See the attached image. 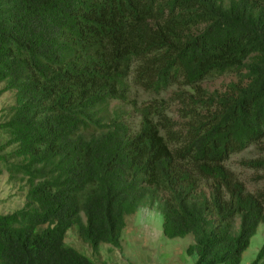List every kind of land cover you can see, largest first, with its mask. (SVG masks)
I'll use <instances>...</instances> for the list:
<instances>
[{
	"label": "trees",
	"instance_id": "obj_1",
	"mask_svg": "<svg viewBox=\"0 0 264 264\" xmlns=\"http://www.w3.org/2000/svg\"><path fill=\"white\" fill-rule=\"evenodd\" d=\"M0 88V175L24 192L0 264H93L68 231L118 249L144 207L193 264H240L264 224V187L230 170L264 142V0H0Z\"/></svg>",
	"mask_w": 264,
	"mask_h": 264
},
{
	"label": "rangeland",
	"instance_id": "obj_2",
	"mask_svg": "<svg viewBox=\"0 0 264 264\" xmlns=\"http://www.w3.org/2000/svg\"><path fill=\"white\" fill-rule=\"evenodd\" d=\"M235 81L232 77H213L202 84L208 92H223L226 85ZM0 121L4 110L13 105V93H1ZM133 119V118H132ZM264 159V142L251 147L231 160L230 170L242 180L243 186L250 192L264 187V167L254 169L241 166V162ZM24 204V192L18 184L10 183L5 174L0 175V215L10 214ZM65 243L89 258L93 264H193L194 257L185 254L192 244V237L184 239H166L162 234V217L156 209L141 208L126 218V227L121 235L120 246L114 249L102 245L96 253L84 245L75 230H69ZM264 243V224H260L243 253L240 264H253L257 253ZM261 264H264L261 263Z\"/></svg>",
	"mask_w": 264,
	"mask_h": 264
}]
</instances>
